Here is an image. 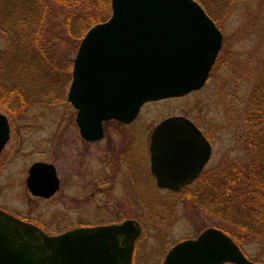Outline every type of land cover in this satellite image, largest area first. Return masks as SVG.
<instances>
[{
    "label": "rangeland",
    "instance_id": "374dc122",
    "mask_svg": "<svg viewBox=\"0 0 264 264\" xmlns=\"http://www.w3.org/2000/svg\"><path fill=\"white\" fill-rule=\"evenodd\" d=\"M196 1L223 34V47L206 85L183 98L146 105L131 127L109 122L106 139L90 147L82 166L83 159H77L76 151L80 138L77 111L67 100L71 66L81 36L91 25L89 18L104 22L110 14L104 13L102 0H91L93 6L87 14L82 8H55L56 16L41 22L49 45V51L44 52L31 49L32 43L27 45L23 37H9L14 30L11 24L24 14L23 8L31 0H0V112L10 125V141L0 157L1 208L29 216L51 236L75 227L133 220L142 228L133 264H162L176 244L195 239L208 228L222 227L220 219L229 216L222 209L228 201L217 195L213 187H219L220 182L211 177L221 170L223 182L238 177L226 186L230 187L228 194L232 193L241 167L249 159L240 138L246 104L264 60V0ZM38 23H33L36 35L40 33ZM177 116L198 124L207 134L213 153L199 176V183H209L173 194L155 186L148 175V137L161 121ZM110 143L117 145L114 149L119 155L127 150L131 153L134 182L127 173H121L112 185L105 170L109 159L105 147ZM73 160L75 168L70 171ZM35 162H49L59 171V191L46 201L34 202L27 196L26 179ZM92 170L103 172L105 187L101 184L97 191L103 192V202L90 196L93 186L85 188L86 180L93 178L89 174L86 177L85 172ZM245 240L241 249L246 256L264 264V237Z\"/></svg>",
    "mask_w": 264,
    "mask_h": 264
},
{
    "label": "water",
    "instance_id": "95a60500",
    "mask_svg": "<svg viewBox=\"0 0 264 264\" xmlns=\"http://www.w3.org/2000/svg\"><path fill=\"white\" fill-rule=\"evenodd\" d=\"M222 46V34L194 0H111V16L91 27L76 53L67 100L77 110L83 138L102 137V123L133 121L149 102L179 98L207 82ZM9 140L0 113V154ZM211 146L184 117L160 123L152 133V173L174 192L207 164ZM27 187L52 197L59 188L54 166L35 163ZM135 221L77 228L49 236L0 210V264H132L141 235ZM163 264H257L220 230L183 241Z\"/></svg>",
    "mask_w": 264,
    "mask_h": 264
},
{
    "label": "trees",
    "instance_id": "16d2710c",
    "mask_svg": "<svg viewBox=\"0 0 264 264\" xmlns=\"http://www.w3.org/2000/svg\"><path fill=\"white\" fill-rule=\"evenodd\" d=\"M29 1L30 0H28V3ZM49 1L50 2L47 3L46 0H31L32 3L29 4L28 7L23 8L25 9L24 14L22 12V16L16 18L17 20L15 24H11L14 30L12 31L13 35L10 33L9 37H23L27 45L32 43V46H30L31 49H40L44 52H48L49 45H46L47 41L44 39L45 33L43 32L45 28L41 24L42 19L46 17L47 19L50 17L54 18L58 13L57 10L65 7L68 8V10L74 7L82 8L84 13H86L91 10V7L94 4L93 1V4L91 3V0ZM51 5L54 7L53 10H51ZM102 5L103 7L104 5L106 7L104 13H106V15L111 14L110 0H102ZM55 8L57 10H55ZM36 14L38 18H35L37 22H39L38 24H40V33L38 35H36L33 26L34 21H36L34 18ZM84 17H86L85 19H88L87 16ZM104 17L102 16L101 19ZM89 20V24H91L90 27L103 22L99 21V18H89ZM66 25H68V21ZM90 27L85 29L81 38L84 37ZM70 29L71 25L67 26V31H70ZM4 36L8 39L7 33L4 34ZM246 106V111L244 113L245 127L240 140L244 149L249 153V159L241 167L240 179L235 183L237 185L234 188V191L228 194V188L230 187L226 186L232 184V182L238 177L233 176L235 180H226L223 182L222 170L211 177L212 179H215L216 182L218 180L220 182L219 187H213L217 195H223L228 201L225 203L224 208L217 206L221 207L225 212H229V216L223 215L225 219H220L223 224L220 229L235 239L240 248L244 246L246 238L258 240L264 237V60L253 87L251 99H249ZM200 183L206 185L209 182L208 180H201ZM240 186H242L241 189L238 188Z\"/></svg>",
    "mask_w": 264,
    "mask_h": 264
},
{
    "label": "flooded vegetation",
    "instance_id": "af4514ba",
    "mask_svg": "<svg viewBox=\"0 0 264 264\" xmlns=\"http://www.w3.org/2000/svg\"><path fill=\"white\" fill-rule=\"evenodd\" d=\"M217 27H218V25H217ZM149 104H151V103H149ZM149 104H146V105H149ZM146 105H144L141 108L139 115L130 123H122V122H118L116 120H111V121H107V122L103 123L102 124V137L100 139H98V140L89 141V140L83 138L81 136V134H80L79 145L77 146L78 149L76 148V151H77V159L79 157H81L83 159L81 161L82 162V166L86 165L85 161H86V158H87V152H88V150H90V147L93 146V145L100 144L106 139V135H107L106 126H107V124H109V122H114L116 125H121V126H124L125 128L131 127L132 125H134L138 121V119H139V117L141 115L142 109ZM192 122L194 123V125L198 129H200L203 132V134L206 137V139L210 142L209 138L207 137V134L204 133V131L198 126V124L195 123L194 121H192ZM151 135H152V132L149 134V137H148V140H149V149H148L149 150V154H148V163H149L148 173L149 174L148 175H149L150 179H152V181L155 184V186H157L159 188L154 176L152 175V171H151V152H150ZM115 147H117V145H114L113 143L107 144L106 147H105V148H107L106 149V154L109 157V159L107 160L108 161V163H107L108 169H105V170H106V173H108L110 175L109 179L112 180V185L115 182V180H118L117 179L118 175L121 174V173H125V174L127 173L130 176L129 179L134 182L135 179H134V176H133V168L131 167L132 166V162L134 163V161H132L131 153H129V151L127 150L126 152H122L121 155H119V151H118V149H114ZM99 149H102V148L100 147ZM3 152H4V150L2 151V153ZM2 153H1V155H2ZM116 153H118V155L114 158V155ZM73 162H74V165H70V169H69L70 171L73 170V168H75L76 161L73 160ZM47 163H49V162H47ZM52 165L55 167V170H56V173H57V177L59 179V188H60L61 181H60V177H59V173H58L59 171H58L57 167L54 164H52ZM144 167H147V166L145 165ZM90 173H91V175H90ZM90 173H86L85 172V176L86 177H88V174H89V176L93 177L88 182L86 180V182L84 183L86 185L85 188H89L90 189L91 186H93L94 190L90 193V196L92 198L96 197V199H98L99 202H103V200H102V197L104 198L103 192H101V193L99 192V194L97 192L98 190H101V186L100 185L101 184L103 185V183H104V181L101 180L102 179L101 175H103V172L102 171L101 172H99V171H95L94 172L92 170V172H90ZM143 175H146V171L143 172ZM199 184L200 183H199V176H198L194 180H192L190 183H188L186 186H184L183 189L192 188L194 186L196 187V186H199ZM103 187H105V186L103 185ZM159 189H161V188H159ZM161 190H163V189H161ZM57 191H59V189ZM57 191H56V193H57ZM55 194L52 197H54ZM27 196L30 198L31 201H34V202L35 201H46V200H49V199L52 198L51 197V198L47 199V198H43V197H40V196H34L30 192L27 193ZM0 210L5 211L6 213H8V214H10V215H12V216H14V217L26 222V223L34 225L35 227L39 228L41 231H43V232H45L47 234V232L40 226V224L37 223L36 221H34V219L30 218L29 216H22L20 214H15V213H12L11 211H7L6 209H3L1 207H0ZM113 224H116V223H113ZM85 227H88V226H85ZM91 227H95V226H91ZM75 228H82V227H75ZM75 228H73V229H75Z\"/></svg>",
    "mask_w": 264,
    "mask_h": 264
}]
</instances>
